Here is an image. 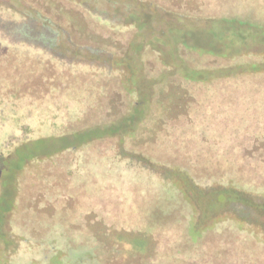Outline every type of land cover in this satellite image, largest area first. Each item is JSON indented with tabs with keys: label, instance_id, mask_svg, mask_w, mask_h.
Listing matches in <instances>:
<instances>
[{
	"label": "rangeland",
	"instance_id": "1",
	"mask_svg": "<svg viewBox=\"0 0 264 264\" xmlns=\"http://www.w3.org/2000/svg\"><path fill=\"white\" fill-rule=\"evenodd\" d=\"M0 264H264V0H0Z\"/></svg>",
	"mask_w": 264,
	"mask_h": 264
},
{
	"label": "water",
	"instance_id": "2",
	"mask_svg": "<svg viewBox=\"0 0 264 264\" xmlns=\"http://www.w3.org/2000/svg\"><path fill=\"white\" fill-rule=\"evenodd\" d=\"M0 176H1V170H0Z\"/></svg>",
	"mask_w": 264,
	"mask_h": 264
}]
</instances>
